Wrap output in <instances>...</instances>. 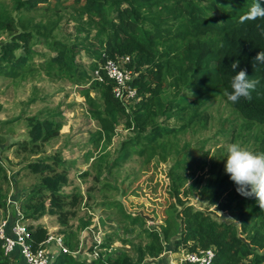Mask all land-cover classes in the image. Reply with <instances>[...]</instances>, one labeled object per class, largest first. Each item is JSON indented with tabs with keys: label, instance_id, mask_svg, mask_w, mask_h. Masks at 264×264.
<instances>
[{
	"label": "trees",
	"instance_id": "trees-1",
	"mask_svg": "<svg viewBox=\"0 0 264 264\" xmlns=\"http://www.w3.org/2000/svg\"><path fill=\"white\" fill-rule=\"evenodd\" d=\"M11 1L15 10L37 8L44 12L38 21L20 15L12 19L6 13L0 17V26L4 24L10 33L19 30L11 33V40L0 46V74L12 81L44 74L50 79L90 82L88 87L81 89V94L91 118L98 125L91 136L96 146L101 144L104 149L111 143L120 115L126 116L128 126L136 130L122 142L113 164L133 155L148 163L155 158L166 161L170 156L188 152L189 145L179 146L176 140L188 129L209 120L202 107L215 96L225 100L240 119L239 128L233 130L232 136L236 138L237 132L245 129L256 142L255 151L264 152V65L254 60L264 51V19L243 20L253 0H71L68 19L74 23L75 37L80 38V44L73 47L54 35L62 16L55 8L62 0H55L47 8L38 5L45 0ZM259 2L264 7V0ZM36 41H41L49 53H40L42 61L34 62ZM19 47L23 54L16 56L14 50ZM80 48L92 58L88 69L75 61L74 55ZM116 56H128V67L139 72L133 81L141 97L138 103H123L116 98L112 91L113 80L98 66L105 63L106 57ZM235 61H239V66L232 69ZM241 69L260 83L251 93V100L242 97L233 103L223 93L225 89L232 91V77ZM94 70L99 72L100 79L91 74ZM167 82L179 91L187 90L191 99L185 94L165 98ZM90 87L99 89L100 102L90 94ZM159 116L174 118L178 124H159ZM50 126L46 123L47 130ZM52 131L41 133L36 126L34 139L35 136L44 139ZM103 156L97 157V163L104 159ZM39 165L30 166H38L36 172L51 166ZM62 175L53 172L52 176H47L35 196L40 194V188L57 194ZM221 188L216 186L214 191H218L212 197L222 192ZM70 199L67 204L77 203V195ZM65 204L55 208L61 209ZM231 208L229 203L224 207ZM261 212L263 215H258ZM122 213L132 225L145 221L140 215ZM164 213L163 223L148 232L149 241L144 247L136 246V258L127 253L112 258L100 252L93 264H148L144 262L145 256L157 257L171 241L174 251L180 246L189 250L213 246L215 253L211 264H264V251H259L264 247V210L260 207H240V218L244 221L252 218L250 224H244V229L249 226L246 234L249 239L241 238L242 233L233 223L217 221L210 214L180 201L169 205ZM259 217L262 221L258 225L256 219ZM62 218H59L61 224L64 223ZM47 237L45 227L31 228L33 248ZM9 261L0 240V264H10ZM59 263L88 264L69 254L58 255L55 264Z\"/></svg>",
	"mask_w": 264,
	"mask_h": 264
},
{
	"label": "rangeland",
	"instance_id": "rangeland-1",
	"mask_svg": "<svg viewBox=\"0 0 264 264\" xmlns=\"http://www.w3.org/2000/svg\"><path fill=\"white\" fill-rule=\"evenodd\" d=\"M62 1L55 8L62 16L54 35L73 47L80 44V38L75 37L74 23L68 19L71 0ZM54 3L55 0H45L38 5L47 8ZM13 5L11 0H0V17L6 13L12 19L19 15L33 17L35 21L43 18L42 9L15 10ZM17 31L12 30L11 33L16 34ZM11 33L1 23L0 46L11 40ZM36 42L34 62L42 61L40 53H49L41 41ZM93 43L97 45L95 41ZM14 53L19 56L23 49L19 47ZM74 57L77 64L88 69L92 58L81 48ZM138 73H133V77ZM91 74L100 78L97 70ZM89 85L90 82L83 80L50 79L44 74L12 81L0 74V194L3 203L0 220L5 218L11 222L18 217L29 228L45 227L49 235L62 237L71 251H77L78 259L88 264L97 256L93 250H102L101 253L112 258L122 253L136 258V246L144 247L149 241L148 232L163 223L165 209L179 201L210 214L217 221L233 223L242 233L241 238L249 239L246 235L249 226L244 229V224H250L252 218L246 221L240 218V207L259 205L255 197H243L236 191L237 185L224 170L225 148L228 143H241L255 151L256 142L245 129L238 131L236 138L232 136L233 130L239 128L240 119L225 100L215 96L205 101L202 109L209 120L178 136L177 144L189 145L188 152L170 156L166 161L155 158L148 163L133 155L113 164L122 142L133 136L136 130L128 126L126 116L120 115L111 143L104 149L101 144L96 146L91 136L98 125L91 118L81 94V89ZM165 87H168L165 98L185 94L191 99L187 90L179 91L168 82ZM90 94L100 102L99 89L90 87ZM140 98L139 95L129 100L135 104ZM157 122L171 126L178 124L174 118L164 116H159ZM46 123L54 131L44 139L39 136L34 139L36 126L41 133L50 132ZM101 154L104 159L97 163ZM37 164L51 165L52 168L45 167L43 172H36L38 166L30 165ZM53 172L63 174L57 194L40 188V194L35 196L44 179L52 176ZM216 186H221L222 192L212 197L218 191H214ZM73 195H77V203L67 204ZM228 203L232 207L230 210L224 209ZM62 204H65L63 208H55ZM139 210L153 217V221L132 225L122 213L133 215ZM258 215H263V212ZM61 216L63 224L59 221ZM256 221L259 225L262 219L259 217ZM98 240L102 241V247L97 246ZM46 247L50 253L55 252L53 242ZM182 248L180 246L174 251L175 245L171 241L165 244L157 257L145 254L144 262L165 264L164 256H172L170 264H175L180 257L178 260L174 253L181 254ZM259 251H264V247Z\"/></svg>",
	"mask_w": 264,
	"mask_h": 264
},
{
	"label": "clouds",
	"instance_id": "clouds-1",
	"mask_svg": "<svg viewBox=\"0 0 264 264\" xmlns=\"http://www.w3.org/2000/svg\"><path fill=\"white\" fill-rule=\"evenodd\" d=\"M258 19H264V7L261 6L259 0H253V3L250 6L249 10L244 14L243 20L255 21ZM117 57H124V56H116L115 58L106 57L105 59L107 58L116 59ZM254 60L256 63L264 65V51L259 52L257 56L254 58ZM129 61L126 63V67L130 69L132 73H136V71L128 67ZM101 65L102 64H100V66ZM238 66H239V61H235L232 63L231 68L236 69L238 68ZM102 71L104 72L103 69ZM135 78L136 76L132 79L131 82L132 85ZM259 83L260 81L258 79L249 78L248 75L246 74V70L241 69L232 77L231 80L232 91L229 92L227 89H225L223 94L227 97L228 101L233 103L238 102L242 97L247 100H251L252 98L251 93L255 91ZM137 96H139L138 91H137ZM225 151L227 153V156H226V164L224 170L226 174L229 175L231 181H233L237 185L236 191L243 197H247V198L255 197L259 207L262 210H264V152H256L249 150L241 143H228L226 145ZM5 207H6V202H5ZM101 244L102 243H100V247H102ZM46 248L48 249V247ZM183 248H182V252H183ZM198 249H204V248H198ZM185 250L196 251V250H189L188 248H185ZM72 251L74 252L63 253L59 249V247L57 249L55 245V252L50 253L49 251L51 257V264L52 263L55 264V261L58 255L60 254H69L72 255L74 258L78 259L77 252H75L76 250H72ZM101 251H99V254ZM214 253H215V248H214ZM90 264H93V262Z\"/></svg>",
	"mask_w": 264,
	"mask_h": 264
},
{
	"label": "built area",
	"instance_id": "built-area-1",
	"mask_svg": "<svg viewBox=\"0 0 264 264\" xmlns=\"http://www.w3.org/2000/svg\"><path fill=\"white\" fill-rule=\"evenodd\" d=\"M129 61L128 56L117 57L116 59L105 60L100 67L105 75L113 80V94L123 103L131 102L132 98L137 96L136 88L131 84L133 73L126 67ZM131 98V100H129ZM0 240L4 255L9 259L13 257L15 249L19 250V255L28 264H51V257L46 245L53 242L63 253H73L64 244L62 237H53L49 235L38 247L31 245V228L23 224L19 218H13L9 223L5 218L0 220ZM102 241H97L100 246ZM77 252V251H75ZM94 259L99 257V251L93 250ZM214 257V247L207 249H198L196 251H187L182 253L180 262L189 264H211Z\"/></svg>",
	"mask_w": 264,
	"mask_h": 264
},
{
	"label": "crops",
	"instance_id": "crops-1",
	"mask_svg": "<svg viewBox=\"0 0 264 264\" xmlns=\"http://www.w3.org/2000/svg\"><path fill=\"white\" fill-rule=\"evenodd\" d=\"M10 223V222H9ZM47 229V228H46ZM47 231H49L48 229H47ZM56 248L58 249V247L56 246ZM185 251V248H183V252ZM182 252V253H183ZM182 253L180 254V253H174V255H175V257L178 255V260H179V257H181L182 256ZM20 253H19V250L18 249H15L14 250V252H13V257H11L9 260V263L10 264H27V262L23 259V258H21L20 257V255H19ZM169 258L170 259H172L173 257L172 256H164V258H163V261H164V263L165 264H170L171 263V260L169 261ZM147 263V262H146ZM175 264H189V263H187V262H182V263H180V260L179 261H176L175 260V262H174Z\"/></svg>",
	"mask_w": 264,
	"mask_h": 264
},
{
	"label": "water",
	"instance_id": "water-1",
	"mask_svg": "<svg viewBox=\"0 0 264 264\" xmlns=\"http://www.w3.org/2000/svg\"><path fill=\"white\" fill-rule=\"evenodd\" d=\"M133 215H135V216L140 215L141 217H143L146 220L153 221V217H150L149 215L145 214L143 212V210H139L138 212H135Z\"/></svg>",
	"mask_w": 264,
	"mask_h": 264
}]
</instances>
